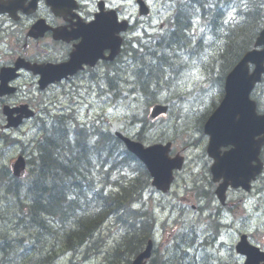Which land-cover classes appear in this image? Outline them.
<instances>
[{"label": "rangeland", "instance_id": "rangeland-1", "mask_svg": "<svg viewBox=\"0 0 264 264\" xmlns=\"http://www.w3.org/2000/svg\"><path fill=\"white\" fill-rule=\"evenodd\" d=\"M156 9L157 6H155V11ZM158 12L153 13L152 17H157ZM159 17L161 18L162 15L160 14ZM150 25L155 31H158L159 23L155 19L152 18ZM186 37V43L177 39L181 44L176 43L177 46L172 47L170 50L167 47H162L169 64L158 67L151 78H148L147 71L141 73V76L139 75L138 77L135 75L131 76V68L134 65L138 67L139 64L129 60L128 54L125 55L127 60L123 71H126V73L123 74L122 80L124 82L127 81L128 85L121 92L122 96L127 97L126 99L112 98L111 94H109V102L104 101V97L96 95L98 89L95 84L87 86L92 88H85L86 91L92 89L91 94L84 93L83 90L81 94L80 90H76L74 92V100L65 99L62 96L63 88L61 87L50 88L45 94H39L38 90L33 88V94L29 95L28 99L31 100L40 116H43L42 113L45 112L46 107L56 112L60 107L73 104L76 110L73 114L67 112L68 115H73L78 124L85 125L88 132L99 128L105 133L118 131L129 138H135V135L142 130L144 126L141 121L148 117L150 108L154 104L160 103L170 106L169 114L147 124L148 130L142 137L148 140L145 144L169 141L174 144L176 152L183 153L186 151L184 153L186 159V163L183 165L184 170L176 175L173 187L166 196H161L160 193L149 188L142 193L140 201L134 207L136 209L141 207L143 211H149L152 214L155 221L153 235L156 240V248L160 249L162 246H166L170 238H175V232L178 233L183 228L187 230L190 224L198 227V218H201L200 227L196 229L199 239L196 241L195 247L190 249L195 260L201 262V264H241L242 260L234 252V245L238 241L240 233L249 234L252 244L264 249V176L259 179L253 192L245 198L247 214L237 209V216H233L232 219H225L223 216L220 220L221 222H219L213 217V220H208V223L205 222L203 214L207 219L211 211L203 213V211L199 210L202 208L200 205H203L204 201H199L190 189L192 188L194 177L203 182L206 189L209 188L206 184L205 142L202 139L203 136L200 135L201 125H199V120L201 118L205 119L208 115L206 112L210 110L214 102L219 101L220 83L217 79L221 75L223 67L216 65V69L211 70L210 73L212 74H209L210 76L206 74V68L210 64L211 58L217 56L225 41L221 38L222 31L197 27L195 22L193 23L192 31ZM148 40L143 41V43H146L147 47L150 48L149 51H151L154 43L152 39ZM178 48L182 51L178 50ZM159 55L160 53L156 54V56ZM150 61L153 65L158 62V60L153 61V57L150 56L147 57L145 63L148 64L147 62ZM189 70L199 77L198 85L191 92L188 91V88L192 87V81L184 78V75ZM118 76L120 75L118 74ZM179 81H183L187 87H182ZM139 84L144 85V93L137 92L135 95L128 93L131 86L139 87ZM257 92L261 103L259 111H263L261 109H264V90L260 88L257 89ZM80 95V98L76 97ZM1 121L0 119V123ZM38 121L39 118L26 121L24 126L20 128L21 130L16 133V136L14 135L15 132L3 133L0 129V134L10 139L15 137L20 141L17 144L15 142L9 144L4 139H0V169L4 165L10 170V165L15 161L20 150L23 149L26 156L30 158L33 156L34 158L31 152L36 150V145L31 142L36 139L37 127L35 123ZM3 124L4 121L1 125ZM197 139H199L198 142ZM114 156L116 157V162L119 163L121 154L116 153ZM112 167V163H109V169ZM28 169L30 171L31 166L27 168V171ZM39 169V165L35 166L32 176H37ZM131 170L128 167L114 170L107 176V180L105 174H99L98 169H94L91 173L94 187L97 188L102 185L100 180H103V183L109 181V183L104 184V190L107 193L115 191L116 187L111 185L110 182L115 180L126 182L131 176ZM79 172L78 181L82 179L85 181L87 179L86 172L81 170ZM103 172L105 171L103 170ZM46 179L48 180V177ZM72 182L70 184L69 193L71 195L69 197H85L83 193L78 192L72 186ZM11 186H13L14 191L20 188V186H14L11 183L0 186V248L6 239H19V237L23 236L30 237L27 240L23 238L19 242L21 247H23L22 249L20 245L18 248H9L14 259L18 258L12 264H17L18 260H23L28 252L36 248H42L43 251L45 248L48 250L49 255L40 258L50 259V264H108L106 259H111L115 248L122 243L123 238L126 236L127 225L122 222H114L115 217H112L113 220H108L97 232L98 235L95 238V240H99L96 243L98 246L97 251L91 250L92 243H89L84 248L82 247L77 255L68 253L57 236H64L66 234L65 230L75 229L74 224L69 222L71 219L51 225L53 221L51 222L50 220L52 218H47L50 227V232L47 234L37 232V229H31L30 226L33 223L27 221L29 218L25 215L30 210L26 205L32 204L30 201L31 196L28 201V197L23 191L19 193L21 198L12 196L9 198L10 194H8L7 189ZM26 186L27 184L23 189ZM79 190L81 189L79 188ZM37 191L35 190L31 194ZM84 193L89 194V191L85 190ZM25 197L26 199H24ZM229 197L230 201H236L243 196L235 192L231 193ZM86 199L89 200L85 203L86 207L91 208L94 205V199ZM237 203L235 204L236 207L238 206ZM21 219L24 221L22 222L23 225L21 224L18 228H14L15 222ZM224 223L228 225L227 229L222 226ZM202 227L203 230L201 231ZM34 238H38V240H34ZM3 254L0 249V258L2 257L4 261L10 258L9 254ZM32 256L33 254L30 255L29 259ZM29 259L27 260L28 264L30 262ZM4 263L6 264V262Z\"/></svg>", "mask_w": 264, "mask_h": 264}, {"label": "trees", "instance_id": "trees-1", "mask_svg": "<svg viewBox=\"0 0 264 264\" xmlns=\"http://www.w3.org/2000/svg\"><path fill=\"white\" fill-rule=\"evenodd\" d=\"M245 3L247 7L243 6ZM189 5L190 7L199 9L200 17L203 22L208 23L211 30L222 31L221 38L226 43L221 50L222 54L219 56V60L216 57L211 58L210 64L206 68L208 76L212 74L210 73L212 69H216V65L226 70L232 67L243 53L251 48L258 32L264 26V0H245L240 3L239 6H236V9L238 8L237 14H239L238 23L233 27H224V29L221 26L225 22L224 16L226 15L222 10L221 0H191ZM233 9L234 7H229L227 10L233 11ZM180 12V16L177 18L178 22L176 19V22L174 21L173 23L174 31L171 32L170 36L164 38L167 43L169 42L168 50L177 46L176 39L186 43L183 32L188 27L191 16L194 14H192L190 9L184 8ZM164 44L166 43L163 42L160 45ZM160 49L162 50L161 53H163L164 48ZM152 56L154 57L155 53H152ZM157 59L159 60V64H155V67L148 65L153 64L151 61L146 64L144 60L140 59L142 69L139 70V75L141 76V73L147 71L148 78H151L158 67L166 65V61L169 62L164 53L156 59L154 57L153 61ZM71 131L86 136V139L89 138L86 132L81 129L75 128ZM96 134L97 139L93 142L90 150L97 156L96 167L99 174H105L106 177L110 174L108 172L109 169L106 170L109 167V163H112V168L127 163L133 165L137 171H141L145 179L142 180L137 176L126 182L114 181L111 184L116 187V190L108 193H104L103 187L98 189L94 187L92 176L89 177L86 184L84 179L78 181L77 178L80 176L79 171L85 172V165L82 161L87 158L88 153H84V149L81 147L78 149L71 148L58 132H50L48 137H44L45 140L43 138L44 142L41 141L36 147L37 156L35 161L38 163L39 170L41 171L37 172V176H32L30 175L31 170L29 175L21 180H15L9 175L8 179L10 182L12 180L11 184L20 186V188L16 191H14V188H8L7 192L12 197H18L19 193L24 191L29 201L30 194L38 190L39 194L31 198L32 204L26 205L32 211L34 208H37V212L34 210V214L29 211L25 214L26 217L28 216L29 222H31L32 217L36 213L39 216L48 214L52 218L50 221L55 223H62L65 220L71 219L69 222L74 224L75 229L65 230L66 234L62 236L65 249L71 251L76 250L77 246L84 247L88 243H92L91 240L94 234L100 230L104 221L109 216L115 217L117 222L127 225V232L122 243L115 248L111 259H106V261L108 264H129L130 258L138 253L151 234L150 229L152 224L150 222L142 223V221H138V218H141L144 214L140 212V209L133 208L134 204L139 202L142 192L148 187V175L144 167L121 148L120 141L113 135L103 132H97ZM104 142L108 143L106 147L103 145ZM109 143L113 144L114 150L109 147ZM115 151L123 152L124 157L119 163L115 160L116 157L113 154ZM89 163H91V160ZM0 174V186H5L8 184L6 174H10V172L9 170L7 172L1 171ZM47 177L48 180L46 179ZM100 181L103 182V180ZM71 182L77 184L82 189L88 188L93 190L91 197L94 199V205L91 208L86 207L85 203L88 200H85V197L77 199L68 197ZM26 184L27 186L23 189ZM10 195L8 196L9 198H11ZM83 195L85 196V194ZM149 219L150 216H148ZM37 225L43 227L42 225ZM183 230L184 228L182 229V233L177 234L174 238L176 241L175 247L172 250H168V254L164 257H154L151 264H189V258L186 256L183 246L185 244L189 245V241H187L186 232ZM92 245L94 248L98 247L97 244L92 243ZM1 248H3L2 245ZM8 252H5L6 255ZM29 261V264H40L41 258L39 253L36 251ZM42 261L44 264L51 263L50 259H42ZM0 264H4L3 258H0ZM17 264H28V262L27 259L23 261L18 260Z\"/></svg>", "mask_w": 264, "mask_h": 264}, {"label": "flooded vegetation", "instance_id": "flooded-vegetation-1", "mask_svg": "<svg viewBox=\"0 0 264 264\" xmlns=\"http://www.w3.org/2000/svg\"><path fill=\"white\" fill-rule=\"evenodd\" d=\"M126 1L0 0L1 114L4 107L15 112L23 106L34 109L28 99V96L33 94V88H36L39 94H45L53 87L65 88L70 84L87 87L95 84L100 89L98 91L109 99V67L111 69L117 66L124 56L122 53L109 63V38L97 39V35L101 36L105 32L109 35V11L114 10L119 21L126 19L133 23L123 36L131 33L130 30L144 31L145 22L153 14L152 0H143L149 10L145 17L139 15L138 0H133V4L128 6ZM159 3L164 9L162 0H159ZM160 28L165 29L163 25ZM172 31H154L153 36L161 44ZM99 50L106 59L93 58V53L96 54ZM123 63L122 60L121 64ZM69 65L71 68H79L76 74L47 86L44 91L39 90L40 68ZM74 111L70 113L73 114ZM43 114L48 118H43L40 126H36V139L32 141L36 145L35 148L41 141L44 142L51 131L57 132L54 128L55 114L58 116V133L67 144L77 145L81 134L71 131L77 125L73 115H68L61 107L56 112L46 108ZM28 161L32 165L38 164L33 156L29 157ZM220 208H228V204L220 205L218 209Z\"/></svg>", "mask_w": 264, "mask_h": 264}, {"label": "water", "instance_id": "water-1", "mask_svg": "<svg viewBox=\"0 0 264 264\" xmlns=\"http://www.w3.org/2000/svg\"><path fill=\"white\" fill-rule=\"evenodd\" d=\"M109 41L111 36L109 34ZM118 42L116 43V45ZM255 46H263L260 51L253 50L244 55L238 65L228 74L225 79L226 95L220 107L213 113L204 126V132L210 136L208 151L209 155L215 159L212 167L213 180L220 176L233 187H246L248 181L260 173L261 165L258 163L252 166V161H257V154L264 140V117L256 116L254 104L248 101V94L254 84L260 81L264 71V29L256 39ZM254 65V70L249 74L248 64ZM44 81V84L51 82ZM165 108L155 105L151 117L164 113ZM11 126L19 125V119L9 118ZM255 136H260L255 140ZM241 139V142L238 139ZM128 150L137 156L147 167L153 178L152 185L165 192L172 180V170L181 168V159H170L167 157L169 145L144 148L141 144L134 143L126 138L122 139ZM262 141V142H261ZM231 144L235 149L225 154L222 158L215 155V149L219 146ZM218 151V150H217ZM24 170L23 161H18L13 166V174L19 177ZM219 199L223 196V191L216 190ZM222 200V199H221ZM151 242L142 253H140L132 264H145L150 256ZM240 254L247 256L245 264H256L260 261L258 251L248 246L244 238L237 246Z\"/></svg>", "mask_w": 264, "mask_h": 264}, {"label": "bare ground", "instance_id": "bare-ground-1", "mask_svg": "<svg viewBox=\"0 0 264 264\" xmlns=\"http://www.w3.org/2000/svg\"><path fill=\"white\" fill-rule=\"evenodd\" d=\"M184 8V7H183ZM232 11V10H231ZM227 13H230V10H227L226 11ZM227 13H225V15L226 16H224V19L226 20V18H227ZM181 18V17H180ZM196 19V16L195 15H193V16H191V20L189 21V24H188V27H186V30H184V32H183V34H184V38L186 39L187 37H186V35L189 33V32H191L192 31V27H193V23H194V20ZM206 23V22H205ZM206 28H208V29H210V27L208 26V23H206ZM173 31H174V29H173ZM172 31V32H173ZM176 43H179V41H177V39H176V41H175ZM183 43V42H182ZM179 44H181V42L179 43ZM200 49V48H199ZM160 51V50H159ZM162 51V50H161ZM160 51V52H161ZM182 51V50H181ZM180 54V53H179ZM162 56V55H161ZM186 58V57H185ZM174 60V59H173ZM186 60V59H185ZM179 63V62H178ZM185 63V62H184ZM148 65H151V66H154L153 64H148ZM145 69V68H144ZM146 74V73H145ZM144 76V75H143ZM147 79V78H146ZM160 104V103H159ZM163 105H165V104H163ZM167 105V104H166ZM170 107V106H169ZM206 114V113H205ZM54 117H55V125L56 126H54V128H56L57 129V132H58V126H57V123H58V121H57V114H55L54 115ZM201 120V119H200ZM142 123H143V126H144V121L142 120L141 121ZM47 125H49V124H47ZM46 127V126H45ZM48 129H50L49 127H48ZM52 132V131H51ZM56 132V133H57ZM47 134V133H46ZM49 136V135H48ZM32 143V142H31ZM33 145H35L34 143H32ZM108 143H106V142H104L103 143V145L106 147V145H107ZM71 148H83L84 149V153H88L87 154V158L85 159V160H83L82 162H83V164L85 165V167H84V171L86 172V174H87V179L85 180V182H87V180L89 179V177H90V175H91V173L93 172V170L94 169H97L96 168V159H97V156H96V154H93L92 152H91V148H92V146H93V143L89 140V138H87L86 139V136H84V135H82L81 134V136H80V138L78 139V141H77V145H73V144H71V145H69ZM75 160V159H74ZM90 160H91V163H89L90 162ZM42 161V160H41ZM89 161V162H88ZM30 166H31V169H32V171H31V174L30 175H32V173H33V168L35 167V166H37L38 164H34V165H32V164H29ZM41 170H38V173L40 172ZM88 174H89V176H88ZM131 176H130V178L129 179H133V178H135V177H137V176H139V178H141L142 180L143 179H145V176H144V174L140 171H137L136 169H134V168H132V170H131ZM9 175L10 174H6V176H7V178H6V180L8 181V183H11L12 182V180H11V182L9 181V179H8V177H9ZM80 175V174H79ZM0 177H1V174H0ZM10 177L11 178H13V179H15L13 176H11L10 175ZM53 177V176H52ZM37 178V177H36ZM81 179V178H80ZM128 179V180H129ZM16 180V179H15ZM127 180V181H128ZM14 181V180H13ZM81 184V183H80ZM72 185L78 190V192H80V193H83V194H85V197L86 198H90V199H92V195H93V190H91V189H87V188H84V189H82V188H80V187H78V185L77 184H73L72 183ZM10 186V185H9ZM10 188H13V186H11ZM54 188V187H53ZM79 188L81 189V190H79ZM85 190H88L89 191V194L87 193H84V191ZM37 195V192H35V193H33V194H31L30 196H31V198H33V197H35ZM71 194H69L68 195V197L70 196ZM79 195V194H78ZM11 196V195H10ZM94 197V196H93ZM16 198H21L20 197V194H19V196L18 197H16ZM70 198H72V199H76L74 196H72V197H70ZM24 199H26V197L24 198ZM17 200V199H16ZM85 200H88V199H85ZM30 201H31V199H30ZM89 201V200H88ZM87 201V202H88ZM83 202V201H82ZM86 202V203H87ZM21 204H22V202H20ZM32 203V202H31ZM45 203V202H44ZM35 207V206H34ZM18 209V208H17ZM34 210L37 212V208H34ZM34 210L32 211L31 209L29 210V212H33V214H34ZM82 215H83V213H82ZM86 215V214H85ZM19 216V215H18ZM81 216V215H80ZM50 216L48 215V214H46V215H41V216H39V214L38 213H36L33 217H32V220H31V222L30 223H33V225L32 226H30V228L31 229H37V232H41L42 234H47V233H49L50 232V230H49V220H47V218H49ZM86 217V216H85ZM21 218V217H20ZM28 218V217H27ZM110 219H112L113 220V218H112V216H109V218L108 219H106L105 221H104V223L103 224H105L108 220H110ZM28 221V220H27ZM22 222H24L22 219L21 220H18L17 222H15V224H14V228H18V226L19 225H21L22 224ZM114 222H117L116 221V219L114 220ZM39 224V225H42L43 227H40V226H38L37 224ZM23 225V224H22ZM72 230H74V229H72ZM69 231V230H68ZM2 234V233H1ZM38 234V233H37ZM40 234V233H39ZM97 235H98V233L96 232L95 234H94V237H93V239L91 240V242L92 243H94V244H96L99 240H95V238L97 237ZM41 236V235H40ZM25 239V240H27L28 238H30V237H25V236H23V237H19V239H16V238H10V239H6L5 240V242H3V248H0L2 251H3V255H6V253L5 252H8L9 251V248H11V247H16V248H18V246L20 245V243L19 242H21L22 241V239ZM57 238L59 239V240H61V244L63 245V241H62V235H59V236H57ZM34 240H38V238H34ZM31 241V240H30ZM41 241V240H40ZM51 241V240H50ZM33 242H35V241H33ZM53 244V243H52ZM89 244V243H88ZM23 245V244H22ZM32 245V244H31ZM64 246V245H63ZM85 247V246H84ZM83 247V248H84ZM20 248L22 249L23 247H21V245H20ZM82 247L81 246H77V249L76 250H73V251H71V250H67V249H65V247H64V249H65V251L66 252H68V253H72V254H75V255H77L78 254V251L81 249ZM36 251L39 253V255H40V257H42V256H46V255H49V252H48V250L45 248L44 249V251L42 250V248H36V249H33V250H31L30 252H28L27 253V255L25 256L26 258H27V260L29 259V257H30V255L31 254H34V253H36ZM76 251V252H75ZM7 254H9V259H6V261H4V262H6V264H12L16 259H18V258H15L14 259V256H13V254L11 253V251H9ZM8 257V256H7ZM2 258V257H1ZM26 258H24L23 260H25ZM42 259H44V260H46L47 258H41V263L40 264H44V262L42 261ZM23 260H20V261H23ZM12 261V262H11ZM47 262V261H46ZM5 264V263H4ZM50 264V263H49Z\"/></svg>", "mask_w": 264, "mask_h": 264}, {"label": "snow or ice", "instance_id": "snow-or-ice-1", "mask_svg": "<svg viewBox=\"0 0 264 264\" xmlns=\"http://www.w3.org/2000/svg\"><path fill=\"white\" fill-rule=\"evenodd\" d=\"M243 6H244V7H247V4L245 3ZM184 78H185L186 80L191 79V81H192V87H191V88H188V91H189V92L193 91V90L195 89V87L198 85L199 77H197L195 73H193L192 71L189 70V71H187V73L184 75ZM179 83H180V85H181L182 87H187L186 85H184L183 81H179ZM105 99H106V98H105ZM110 110H111V109H110ZM261 116L264 117V113H261ZM262 141H264V140H262ZM262 141H261V142H262ZM262 143H264V142H262Z\"/></svg>", "mask_w": 264, "mask_h": 264}]
</instances>
